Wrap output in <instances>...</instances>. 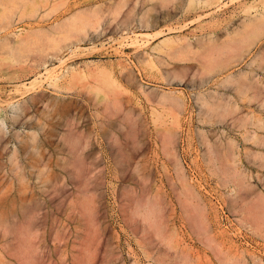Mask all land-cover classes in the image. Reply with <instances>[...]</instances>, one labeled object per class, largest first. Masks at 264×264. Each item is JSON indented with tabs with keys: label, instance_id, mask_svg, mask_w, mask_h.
<instances>
[{
	"label": "rangeland",
	"instance_id": "374dc122",
	"mask_svg": "<svg viewBox=\"0 0 264 264\" xmlns=\"http://www.w3.org/2000/svg\"><path fill=\"white\" fill-rule=\"evenodd\" d=\"M256 14L264 0H0V62L14 67H0V79L15 74L0 80V264H24L19 250L32 264H70L81 201L97 229L86 241L93 264H223L224 255L264 264V33L237 43L238 55L222 52L216 68L202 54L203 40L221 43ZM99 65L124 90L121 111L97 120L90 82L53 83ZM162 93L182 105L161 118L151 110L163 111ZM203 100L228 111H208ZM128 112L138 132L120 120ZM67 122L90 138L83 174L70 173ZM162 131L174 133L176 157L161 151ZM230 165L245 178L236 192ZM182 193L201 223L195 211L190 222Z\"/></svg>",
	"mask_w": 264,
	"mask_h": 264
},
{
	"label": "bare ground",
	"instance_id": "6f19581e",
	"mask_svg": "<svg viewBox=\"0 0 264 264\" xmlns=\"http://www.w3.org/2000/svg\"><path fill=\"white\" fill-rule=\"evenodd\" d=\"M78 23V21H75ZM79 27H84L83 23H78ZM64 25H67L65 23L60 24V27H63ZM76 25V24H75ZM83 25V26H82ZM93 28H96V24H92ZM264 33V14H256L253 16H250L248 18L245 19V21L242 23V25L240 27H238L233 34L230 36L229 39L221 42V43H217L216 40L213 37H209L205 40L202 41V48H203V52L202 54H206L209 53L210 55V69L212 67L216 68L215 65L212 66V62H214V64H217V60H220V54L222 52H225L226 55H230V54H234V55H238L240 54L238 51L236 50V44L239 42H242L246 39L249 38H253V39H259V37ZM3 43V42H2ZM5 44V43H4ZM247 46L249 47V42H247ZM20 54V53H19ZM2 59V58H1ZM0 59V60H1ZM17 59V57L15 58ZM0 67L6 68V69H11L13 70V66L12 63L10 62V59H3L2 62H0ZM2 70V69H1ZM5 71V69H3ZM9 71H5V74ZM14 72V71H13ZM13 73H10L7 75V79L9 78H14ZM6 77V76H5ZM81 79L84 80L86 82H90L91 83V88L93 90L92 92V103L94 106V115L96 117V119L98 120V118L100 116L103 115V113H107L110 117L116 115V113L121 111V99L119 98V93L123 92L124 88L123 86L112 76L109 68L105 65H99L96 68H88L87 71H75L73 70L70 75L67 77L66 82L63 85H60L59 83H53L54 86L58 87L59 89L64 88L66 90L71 89V87L74 85L75 81ZM147 100H151L150 97H146ZM33 100H37L38 97L33 96L32 97ZM152 102V101H151ZM157 104H160L163 107V111H157L155 108H152L151 110V114H153L154 116L157 117H161L163 116V114L166 112V107H170L173 111H178L181 108L182 102L180 101L179 98L177 97H169L167 96L165 93H162L161 97L159 98V100L156 102ZM103 104V106L101 105ZM202 104H204L206 106V109L208 111L211 112H215L219 109H223V111H228L227 110V105L226 104H220L217 101H208V100H203ZM102 106L101 109H98V106ZM53 106V105H52ZM120 110V111H119ZM22 111V110H21ZM172 111V112H173ZM134 116V115H133ZM129 112L128 113H124L122 118L120 120H126V124L129 123L133 126L131 127H135L134 131L138 132V120L136 117H133ZM138 116V115H137ZM14 117V116H13ZM109 117L108 120V125L110 130H112V128L114 127V119L112 120ZM113 118V117H112ZM158 118H154V121H157ZM107 120V119H106ZM96 121V120H95ZM131 122V123H130ZM99 126L100 124H102V121L99 119L98 122ZM106 123V122H105ZM67 124V129H68V133L70 135L69 139L63 137L65 139V141L68 143V151L71 155H73L72 159L70 161H68V165L71 166L70 169V173L71 174H83V170L85 169L84 166V162L82 161L81 158V151L89 144L90 138L88 135H86L83 131L81 130H73V127H71L69 124L70 123H66ZM107 124V123H106ZM103 125V124H102ZM101 125V126H102ZM122 125V124H121ZM125 125V123H124ZM120 126V125H119ZM123 127V125H122ZM100 129V128H99ZM108 129V128H107ZM136 132V133H137ZM160 134V149L161 151H163L167 156H175L176 157V151L174 149V133L170 132V131H162L159 133ZM210 144H208V148L209 149ZM137 151V149H136ZM209 154H210V161L212 162L213 166L215 167L216 171L220 170L221 168L219 167V165L216 164L218 157L216 156V151L215 150H210L209 149ZM67 165V164H66ZM67 165V166H68ZM175 166V174H185L183 172V169L181 167L180 164H178V162H175L174 164ZM66 166L63 165V168H65ZM166 170H169L166 168ZM228 171L225 172V175L227 177H230L228 182L230 181H234L233 186L231 187V192H236L237 189H241L244 188V175L239 172L238 170L235 169V167L233 165H230L227 168ZM64 174V173H62ZM181 180H182V187L184 190H188L189 189V184L182 178L181 175ZM175 182V181H174ZM178 182V181H177ZM182 197L180 196V200L182 201V204H184L183 207L186 206V210L188 213H191V215L189 216V220L191 223H197V219L196 216L194 215L193 211H195L198 214L199 217V222L201 223L202 221V213L199 212L198 210H196L193 206L189 205V208L187 207V199L185 197V194H181ZM78 213L82 219V223L80 225V231H81V240L78 243V250L75 252V254H73L71 256V262L70 264H93L94 261V254L92 252V250L88 249V240H92L95 237L96 234V226L92 223V220L90 219L89 216H91L90 214V202L87 201H81L78 204ZM129 208H130V219L131 220V226L135 225V220L136 217L138 216V210L136 209V206L132 205L129 203ZM144 217H146V220L149 219V211L145 210L143 212ZM263 219V218H262ZM260 216H257L256 218H254V221L256 222H260V220H262ZM133 223V224H132ZM130 225V224H129ZM147 230L143 231V234H146ZM139 246H141L142 249H144L145 253H147V244L148 242L146 241H141V240H137ZM31 258L30 256H28L26 254V252H24L23 250H19L16 252L14 259L16 262L18 263H24V264H32L31 262ZM151 259H154V257L150 256ZM224 262L223 264H242L241 261L239 260H234L232 258H230L227 255H224L223 257ZM135 264V263H133Z\"/></svg>",
	"mask_w": 264,
	"mask_h": 264
},
{
	"label": "crops",
	"instance_id": "0c3cea01",
	"mask_svg": "<svg viewBox=\"0 0 264 264\" xmlns=\"http://www.w3.org/2000/svg\"><path fill=\"white\" fill-rule=\"evenodd\" d=\"M28 71V70H27ZM24 72V73H23ZM19 77L15 78V79H11L12 81L14 80H21L22 78H24L25 76H27L26 71H23ZM0 80H7V79H0Z\"/></svg>",
	"mask_w": 264,
	"mask_h": 264
}]
</instances>
